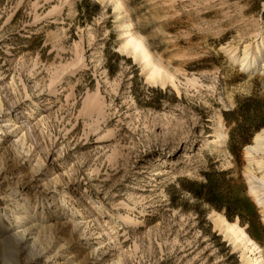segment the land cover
<instances>
[{"label": "rangeland", "instance_id": "obj_1", "mask_svg": "<svg viewBox=\"0 0 264 264\" xmlns=\"http://www.w3.org/2000/svg\"><path fill=\"white\" fill-rule=\"evenodd\" d=\"M122 2L0 0V264H249L211 214L264 250L244 155L264 57L222 49L262 33L264 0ZM124 16L173 83L119 50Z\"/></svg>", "mask_w": 264, "mask_h": 264}, {"label": "bare ground", "instance_id": "obj_2", "mask_svg": "<svg viewBox=\"0 0 264 264\" xmlns=\"http://www.w3.org/2000/svg\"><path fill=\"white\" fill-rule=\"evenodd\" d=\"M103 1V0H101ZM111 2L118 14L124 12L122 0H104ZM124 16L120 26L122 27L123 40L119 50L123 53L131 55L137 59L142 65L148 81L153 84H165V82L173 83V77L163 67L161 62L153 56L145 40L136 32L132 31V24ZM262 33L257 36L253 42H247L240 49L237 46H224L230 62H236L245 71L249 72L258 66L259 61L264 57V26ZM257 34V33H256ZM85 64V63H84ZM86 65V64H85ZM264 65V64H263ZM88 68V67H87ZM30 112V111H29ZM31 117V114H30ZM32 118V117H31ZM225 134L221 129L218 131L217 139L213 141L215 145H220L224 140ZM105 138V137H104ZM246 158L245 174L249 183V191L253 194L257 204L264 205V128L254 134L252 143L244 149ZM257 171L260 177H257ZM215 226L232 242L235 248L242 251V256L250 254V257L245 258L249 264H263L264 250L255 242L245 231L240 227L237 221H228L223 215L218 212H212ZM19 218H14L12 225L18 226ZM31 228L22 230L14 234V242L24 245L27 242V235L31 234ZM36 242V239H33Z\"/></svg>", "mask_w": 264, "mask_h": 264}]
</instances>
